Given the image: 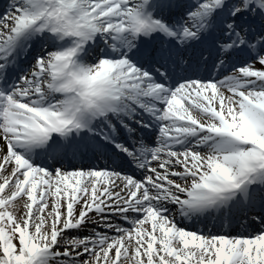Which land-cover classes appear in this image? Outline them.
Returning a JSON list of instances; mask_svg holds the SVG:
<instances>
[{"label": "snow or ice", "instance_id": "obj_1", "mask_svg": "<svg viewBox=\"0 0 264 264\" xmlns=\"http://www.w3.org/2000/svg\"><path fill=\"white\" fill-rule=\"evenodd\" d=\"M0 264H264V0H3Z\"/></svg>", "mask_w": 264, "mask_h": 264}]
</instances>
